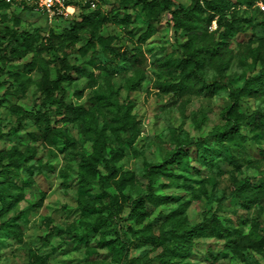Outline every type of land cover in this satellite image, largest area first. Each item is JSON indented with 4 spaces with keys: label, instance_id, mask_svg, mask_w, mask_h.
<instances>
[{
    "label": "rangeland",
    "instance_id": "374dc122",
    "mask_svg": "<svg viewBox=\"0 0 264 264\" xmlns=\"http://www.w3.org/2000/svg\"><path fill=\"white\" fill-rule=\"evenodd\" d=\"M71 1L77 10L67 16H49L11 5L0 8V49L8 38L5 27L18 31L19 41L24 37L22 32H35L40 41L51 30L64 32L73 15L100 11L113 19L99 33L118 36L122 51L140 50L141 58L121 61L98 51L96 63L90 67L93 75L85 74L65 84L57 99L63 95L66 104L85 105L95 113L98 128H104L106 134L108 158L111 150L123 144L121 133L127 136L119 117L127 109L125 102L131 104L139 134L133 149L116 164L135 175L124 189L126 203L137 197L145 199L147 216L138 221L129 216L130 207H126L113 221L94 225L111 211L106 192H115L113 185L102 187L98 179L90 188L81 184L79 163L83 154L93 152L96 132H81L77 121L62 120L65 112L38 89L40 73L32 74L23 87L10 78L12 85L4 82L9 77L6 71L21 70L29 56L9 58L5 64L0 53V67H4V71L0 69V150L15 148L31 155L21 168L0 171L1 183L22 192L14 207L0 217V264H123L118 249L103 241L118 245L130 242L126 259L130 263L264 264V139L258 141L257 129L249 126L241 130L247 140L241 134L214 136L239 119L236 112L229 111L233 104L231 90L242 87L264 66L261 7L247 2L239 6L235 16L252 21L223 39L219 54L211 47L219 40L218 24L208 21L209 10L203 6L192 19L199 25L194 30L195 47L206 62L199 77L185 82L180 64L186 56L189 34L175 28L170 12L163 9L164 0H154L152 7L143 0ZM92 1L96 3L94 7ZM173 1L186 7L194 3ZM148 26L153 28L152 34L139 42L138 36ZM87 40L88 33L82 30L81 38L66 51L70 63L81 68L91 57L92 51L86 55L79 51ZM43 55L50 58L63 56V52ZM206 85H210L209 91ZM240 105L246 114L262 112L264 122V93L242 97ZM39 110L48 112L42 121L33 116ZM24 111L29 112L25 115ZM198 140L202 141L198 151L194 145L187 146ZM183 146L189 147L194 159L190 166H172L173 174L157 168ZM100 167L104 169L103 163ZM247 178L260 191L257 200L250 194L251 202L246 194L232 193L233 186ZM153 189L172 198H153ZM40 200L42 204L31 209ZM86 202L91 210L88 215L83 209ZM203 221L218 227L214 234L196 236L191 232ZM15 224L20 226L19 236L13 231ZM186 232H190L188 240L182 237ZM234 241L238 242L235 248ZM253 241L263 246H244ZM183 243L188 248H175Z\"/></svg>",
    "mask_w": 264,
    "mask_h": 264
},
{
    "label": "trees",
    "instance_id": "16d2710c",
    "mask_svg": "<svg viewBox=\"0 0 264 264\" xmlns=\"http://www.w3.org/2000/svg\"><path fill=\"white\" fill-rule=\"evenodd\" d=\"M147 4L149 7L155 5V1H141ZM243 2L258 4L264 3V0H203L201 5L200 0H194L192 6H184L180 3H175L173 0H164V10H168L171 14V22L176 29H183L189 34V38L185 43L186 56L183 58L182 63V80L188 81L192 78L199 77L200 68L206 62V58L200 54V50L195 47V33L194 30L199 28V25L192 19L194 15H197L203 9V6L209 10L208 21L210 23L216 21L219 30V40L211 47H215L217 53L221 54L222 46L224 44L223 39H228L230 34L241 31L244 27L242 24L245 22L250 23L252 20L236 17L235 12L242 5ZM10 6L4 0H0V8H6ZM86 6V5H85ZM83 6V7H85ZM23 9H31L24 7ZM163 10V11H164ZM264 19V11L261 10ZM113 19L102 14L100 11L94 13H80L78 17L72 16L70 26L62 33H56L51 30L47 35L43 36V39L39 41L38 36L35 32H22L24 37L19 41L20 33L5 27L4 30L7 33V40L4 42L3 47L0 49L1 56L5 58V64L12 59H21L29 56V60L23 64L21 70L17 71H6V75L9 76L4 82H8V85H12L9 82V78L12 82L18 83L20 87L25 86L32 78V74L35 72L40 73V78L36 80L38 89L44 94L45 98L50 102L58 104L57 107L61 108V111L65 112V116L62 120L66 122L77 121L82 131L92 130L97 134V140L94 144V150L90 155L83 154L81 162L79 163L81 172V184L90 188L92 182L98 179L101 182V186L105 187L108 184L113 185L115 192H106L110 198V209L111 211L106 217L102 216L94 222L97 227L104 224L106 221H113L114 217L120 216L126 207H130L129 216L135 218L138 221L143 220L147 216L146 201L143 198L137 197L133 199L129 204L125 201L124 189L132 183L135 175L130 170L120 169L116 161H119L126 157L131 149H133L134 143L139 134V123L135 115L131 113V104L125 102L127 109L119 117L122 122V129L126 131L121 133L122 145L117 150H111V158L106 157V134L104 128L99 129L97 126V120L95 113L86 108L85 105H72L66 104L63 95L57 99L59 91L64 90L65 84H70L75 80L81 78L85 74L93 75V69H90L96 63V53L102 51L107 53L111 58H118L121 61H137L141 58L142 52L140 50H132L126 53L122 51L120 47V39L116 35L103 36L99 32L105 23L111 22ZM121 22V21H119ZM264 25V20L262 21ZM86 30L88 33L87 43L82 46L79 51L82 55L91 52V57L86 61V67H80L78 64H72L68 60L67 48L72 47L75 42L81 38V31ZM153 28L148 26L146 31L138 36L139 42L146 41L152 34ZM38 32V30H37ZM210 47V48H211ZM61 51L63 56L54 55L53 57L46 58L44 52ZM89 66V68H88ZM1 70L4 67H0ZM4 71V70H3ZM2 71V72H3ZM181 80V81H182ZM210 85H206V90H210ZM9 86L7 87V90ZM64 92V91H63ZM264 93V66L257 69L255 75L249 77L245 84L237 89L231 90V97L233 104L229 109L230 112H236L239 119L230 128L222 131L221 133L214 134L215 137L228 136L232 134H241V136L247 140V136L241 133L244 126H249L252 130L257 129L255 136L258 141L264 139V122H262L263 114L260 111H254L253 113H243L241 111V98L242 97H253ZM29 111H24L25 115ZM35 116L39 121H42L48 116L47 111H37ZM48 129V127H47ZM124 131V132H125ZM208 135L207 137H210ZM206 138V137H205ZM72 143V142H70ZM201 140L197 142H190L187 146H196L197 151L199 150V144ZM183 146L178 148L177 152L174 153L169 159L163 164L157 165L161 171L169 174H173L174 171L172 166L180 167L181 164L190 166L193 157L190 156L189 147ZM31 155H24L22 152L17 151L15 148L9 150H0V171L7 168H21L26 165L30 160ZM233 162L235 161L232 156ZM7 160V161H5ZM198 160V158H196ZM101 163H103L102 169ZM195 169V166L192 165ZM179 177H182L180 173H176ZM258 186L254 185L252 179H245L241 184L235 185L232 188V193H241L248 195L246 198L250 200H257L260 197V191L257 189ZM250 194H254L255 199L250 198ZM151 196L160 200H169L172 197L160 195L155 193L154 189ZM22 197V192L16 190H10L9 186L1 183L0 181V217L9 212L17 200ZM224 200V199H223ZM42 204V200L31 205V209H36ZM84 213L90 214L88 203L83 205ZM213 220L215 219L214 217ZM13 231L19 236L20 226L13 225ZM218 228L213 222L203 221L192 227L191 232L196 236L202 235L205 232L214 234L215 229ZM189 233L182 234L185 240L189 239ZM105 245H111L112 249H118L119 258L123 264H138L129 262L127 259L131 243L127 241L121 242L119 245L115 241H103ZM238 242H233V247L237 246ZM243 244V243H242ZM247 247L263 246V243L253 241L252 243H244ZM175 248L186 249L188 245L186 243L178 244ZM37 264V263H29Z\"/></svg>",
    "mask_w": 264,
    "mask_h": 264
},
{
    "label": "built area",
    "instance_id": "2783aa9c",
    "mask_svg": "<svg viewBox=\"0 0 264 264\" xmlns=\"http://www.w3.org/2000/svg\"><path fill=\"white\" fill-rule=\"evenodd\" d=\"M11 6H18L21 8L27 7L47 13L49 16L55 15H69L74 14L77 10L76 3L71 0H4ZM94 7L95 2H91ZM259 6L264 10V3L260 2ZM73 7V10H70Z\"/></svg>",
    "mask_w": 264,
    "mask_h": 264
},
{
    "label": "bare ground",
    "instance_id": "6f19581e",
    "mask_svg": "<svg viewBox=\"0 0 264 264\" xmlns=\"http://www.w3.org/2000/svg\"><path fill=\"white\" fill-rule=\"evenodd\" d=\"M70 10H73V7H70Z\"/></svg>",
    "mask_w": 264,
    "mask_h": 264
}]
</instances>
